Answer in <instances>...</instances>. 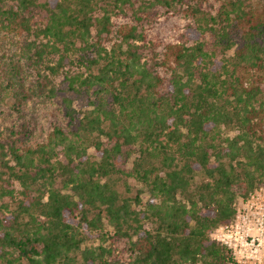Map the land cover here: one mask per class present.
<instances>
[{
    "label": "trees",
    "instance_id": "obj_1",
    "mask_svg": "<svg viewBox=\"0 0 264 264\" xmlns=\"http://www.w3.org/2000/svg\"><path fill=\"white\" fill-rule=\"evenodd\" d=\"M257 1L0 0V264H234L211 233L264 184Z\"/></svg>",
    "mask_w": 264,
    "mask_h": 264
},
{
    "label": "built area",
    "instance_id": "obj_2",
    "mask_svg": "<svg viewBox=\"0 0 264 264\" xmlns=\"http://www.w3.org/2000/svg\"><path fill=\"white\" fill-rule=\"evenodd\" d=\"M211 238L231 252L234 264H264V185L239 198L234 217L218 225Z\"/></svg>",
    "mask_w": 264,
    "mask_h": 264
},
{
    "label": "rangeland",
    "instance_id": "obj_3",
    "mask_svg": "<svg viewBox=\"0 0 264 264\" xmlns=\"http://www.w3.org/2000/svg\"><path fill=\"white\" fill-rule=\"evenodd\" d=\"M50 1H51V0H50ZM256 4H257L259 7H261L260 2H258L257 0H256ZM231 53H233V51H231L229 54H231ZM76 106H77V105H76ZM231 134H232V133H231ZM224 135H226V134L224 133ZM90 151L93 152V149H91ZM134 155H135V154H134ZM134 155L132 156V158H131V160H130V162H129V164H128V167L131 166V161L133 160ZM129 182H130V191H126V190H124V191H125V194H126L127 196H131V197H133V196H135V194H136V192H137L138 190H141V197H142L144 200H146V199L149 197V193H148V191L145 190V189H143V188L141 187V184H140L139 181L134 180V179H130ZM262 185H264V184H262ZM237 205H238V204H237ZM83 226H85V225L83 224ZM83 229H84L85 231H87V232L90 231V229H88V228H86V227H83ZM105 230H108V231H111V232L114 231L111 227H106ZM92 234L94 235L93 238H95V239L92 241V244H93L94 246H97V245L100 243V241H99V234H98V233H95V232H92ZM105 245H107V243H105ZM123 247H124V245L121 244V245H120V248H123ZM229 252H230V251H229ZM230 254H231V252H230ZM231 255H232V254H231ZM232 260H233V259H232ZM233 263H234V261H233ZM76 264H80V262H77ZM236 264H237V263H236Z\"/></svg>",
    "mask_w": 264,
    "mask_h": 264
}]
</instances>
